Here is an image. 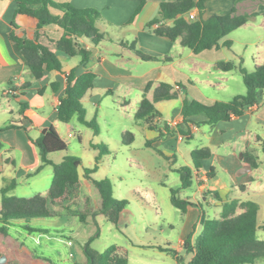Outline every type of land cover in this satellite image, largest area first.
Masks as SVG:
<instances>
[{
  "label": "crops",
  "instance_id": "1",
  "mask_svg": "<svg viewBox=\"0 0 264 264\" xmlns=\"http://www.w3.org/2000/svg\"><path fill=\"white\" fill-rule=\"evenodd\" d=\"M53 1L69 3L76 8L97 10L100 16L96 21V27L104 35V40L98 45H92L86 39H81L84 46L92 51L87 63H82L78 56L70 57L58 53L62 70L46 71L41 78L36 79L10 38L15 21L24 23L26 20L24 17L16 16L15 0H0V128L9 126L0 130V189L14 179L16 187L20 183L30 187L33 185L30 190L34 195L47 192L48 188L43 191L35 184L39 180L36 177L40 171L34 172L41 164V160L33 141L45 133L50 126H53L65 139L68 137L66 134L73 132L84 147L93 151L95 157L98 150L94 145L103 144L108 149L104 141H101L99 131L95 134L90 128L80 124L76 116L71 120L73 125L71 132L66 131L64 125L56 121L57 106L66 86V74L73 71L75 76H78L88 70L95 74V78L92 87L81 100L86 111V118L96 119L98 110L100 114H103L104 110L116 111L120 120L126 121L120 130L121 139L123 133L130 131L135 140L140 132L143 134L141 144L144 148L142 150L156 149L168 157H175L176 151L181 154L184 152L188 155L185 166L190 168H193L191 152L199 148L208 149L209 157L201 161L200 170L195 172L192 169L191 186L195 183L196 189L192 197L184 199L201 205V197L203 201H206V197L203 196L204 190L213 191L211 201L222 209V204L231 200L230 194L234 187L239 184L242 186L237 177L244 172L240 174L238 172L248 167L249 170H259L262 165L258 147L261 145L264 151V92L261 95L259 107L253 106L252 113L235 116L227 121H218L212 125L202 123L205 117L201 115L191 117V122L183 121L181 108L185 100L212 105L216 101H229L235 95L246 92L237 67L224 71L217 68L216 63L233 61L237 66L241 64L248 71L264 63V0H194V2L203 1L201 15L203 19L212 15L229 13L249 15L245 24L221 39L220 43L225 40L231 41L230 47L210 48L198 54L182 46L179 38L171 41L154 32L161 23L171 24L170 20H161L160 3L176 0ZM141 2L143 5L140 11L132 18ZM49 11L51 14H58L56 9L49 8ZM190 12L194 13L196 18L200 15L196 6L188 13ZM188 13L184 15L187 19ZM154 19H159L160 23L149 26V22ZM25 28L30 35H33L34 30L31 24H26ZM16 31L18 34L21 33L20 29ZM41 33L40 39L49 44L47 38L58 39L62 30L51 24L42 28ZM131 43L133 49H131ZM160 83L170 85L169 92L175 93L176 97L155 103L158 116L155 119V128L152 129L136 121L134 114L144 96L150 100L153 98L154 91ZM11 88L16 90L15 94L7 93V90ZM166 105L171 106L163 110V106ZM170 121L177 122V125L168 126L167 123ZM76 123L89 129L90 134L84 135L85 131H78ZM160 131L163 133L161 136H159ZM197 134L207 135L215 143L205 142L204 145L193 148L187 142L194 140ZM121 144L123 145L122 142ZM221 148L222 151H219ZM129 152L133 157L140 156L137 150H129ZM58 157L60 159L53 161L54 163L61 162L66 154H59ZM136 160L140 161V159ZM247 161L255 162L256 167L252 168ZM211 168L212 177L207 178L206 173ZM218 170L226 173L225 180L218 178ZM212 180L215 182L209 186V181ZM85 181L91 192L86 193L82 190V193L89 195L90 204L97 207L98 195L90 181L88 179ZM11 194L14 195L13 191ZM194 208L197 207L188 206L184 213ZM124 211L125 209L119 216L118 224L121 222ZM239 211L240 209H237V212ZM260 212L259 205L257 222ZM22 224V220L13 221L8 226L6 235L0 233L1 256L6 259L16 258L21 261V264H41V262L65 264L66 261H72L74 230L80 228L82 224L76 216L62 214L48 219L34 218L30 221V225L47 229V231L30 233L23 229ZM258 225L260 227L257 233L264 231V225L259 222ZM200 229L201 226L198 224L194 236ZM187 236L188 233H181L178 239L176 244L178 256L184 250L183 242ZM27 237L35 241L27 244L24 241ZM170 242H166V248H170ZM52 248L56 254L55 261H51L47 255V251ZM82 248L83 246L79 248L81 252H83ZM188 256L187 262L191 254Z\"/></svg>",
  "mask_w": 264,
  "mask_h": 264
},
{
  "label": "trees",
  "instance_id": "2",
  "mask_svg": "<svg viewBox=\"0 0 264 264\" xmlns=\"http://www.w3.org/2000/svg\"><path fill=\"white\" fill-rule=\"evenodd\" d=\"M202 2L176 0L160 3L161 20H170L171 24L161 23L154 32L171 41L179 38L180 44L191 49L194 54L210 48L230 47L231 41L225 40L220 43L221 39L245 24L249 15L229 13L212 15L203 19L201 16ZM15 3L16 16L24 17L26 21L24 23L15 21L10 38L22 55L32 76L36 79L41 78L46 71L62 70L58 53L70 57L78 56L82 63H87L91 58L92 51L84 46L81 39H86L92 45H98L104 40V35L96 27L100 13L95 9L76 8L69 3H58L53 0H15ZM142 5L143 2L136 8L132 18L140 11ZM195 6L199 10V17L194 20L187 19L184 15ZM49 8L56 9L58 14H51ZM154 23L159 24L160 20L154 19L148 25ZM26 24L32 25L33 35H30L25 28ZM51 24L59 27L62 34L55 40L47 38L49 43L47 44L40 39L38 33L42 28ZM17 29H20V34L17 33ZM130 46L133 49L132 43ZM216 67L224 71L237 67L246 92L235 95L229 101H216L212 105H204L195 100H185L181 108L183 121L191 122V117L201 115L205 117L202 123L212 125L218 121H227L235 116L252 113L253 106L259 107L260 98L264 92V63L252 71L246 70L241 64L237 66L233 61H219L216 63ZM94 78L95 74L88 70L78 76H75L73 71L66 74V86L57 106L56 117V121L62 123L66 131H73L71 120L76 116L80 124L90 128L95 134L98 133L99 128L96 120L86 118V111L81 104L83 96L92 87ZM170 88V85L160 83L151 100L144 96L134 114L135 120L149 128H155V119L158 116L155 103L174 99L176 95L169 92ZM9 125L15 126L14 124ZM6 127L0 128V130ZM166 132L170 133L169 130ZM161 135H163L162 131L159 133V136ZM133 140L132 132L123 133L121 139L123 145L130 144ZM33 143L38 149L41 160V164L34 173H38L46 166H51L53 174L50 186L45 194L37 193L32 197L25 198L11 194V191L16 187L14 179L4 184L0 189L1 234L6 235L8 226L16 220L23 221L22 227L27 232L47 231V229L30 225V221L34 218L48 219L62 214L76 216L80 222L84 223L88 216L93 218L101 213L110 223L118 225L119 216L126 208L127 200L113 197L108 178L94 180L90 176L98 169L101 157L109 152L106 146L103 144L94 145L98 150L94 166L84 169V178L90 181L93 190L98 195V206L95 207L90 204V196L83 194L81 190L78 173L81 159L76 156H66L61 162L54 163L48 158L52 153L65 151L68 148V141L62 138L53 126H50ZM209 154L208 149L193 150L191 152L193 168L188 166L177 168L176 172L179 174L180 181L179 189H170V202L182 213L186 212L188 206L197 207L200 211L197 218V223L201 226L200 231L196 236H194V232L190 233L183 242V249L187 254H191L187 264H257L264 262V240L257 238V231L260 227L257 222L259 211L257 202L231 199L222 204L219 217L206 218L199 203H193L178 196L180 190L191 186L193 182L192 169L198 172L201 168V161L208 158ZM248 164L252 168L256 167L255 162L249 161ZM212 173L211 168L206 173V177L211 178ZM237 209L240 211L237 212ZM96 235L97 232L91 235L82 248L85 264H127L126 249L124 248L112 245L102 252L93 250L90 243ZM151 247L168 252L174 255L177 262L181 261V256H178L174 249L162 246ZM7 264H21V261L13 258Z\"/></svg>",
  "mask_w": 264,
  "mask_h": 264
},
{
  "label": "rangeland",
  "instance_id": "3",
  "mask_svg": "<svg viewBox=\"0 0 264 264\" xmlns=\"http://www.w3.org/2000/svg\"><path fill=\"white\" fill-rule=\"evenodd\" d=\"M41 34L40 31L38 35L41 37ZM169 106L171 105L163 106L162 109L165 110V107ZM104 111L103 114H100V110H98L95 120L98 124L101 141H104V144L108 146L109 152L101 157L98 169L90 176L95 180L108 178L113 197L127 200V206L122 214L121 222L117 226L110 223L104 214L99 213L93 218L88 216L81 227L74 230L72 261H66L65 264H85V256L79 248L84 246L87 239L96 232L97 235L92 239L90 247L97 252H102L112 245L124 248L126 249L127 264H186L189 254L185 250L179 253L181 261L177 262L174 255L156 250L151 246L167 247L166 242L171 241L169 247L176 251V244L181 233H188V235L195 233L194 229L198 226L197 216L200 213L198 208H194L188 213H182L170 203V189H179L178 174L175 168L185 166L188 155L176 151L175 157H168L156 149L142 150L144 148L141 144L143 134L140 132L132 144L123 146L120 130L126 121L120 120L116 111ZM76 129L85 131L84 135L90 134V130L79 123H76ZM71 133L73 134V132ZM66 139L68 148L65 151L52 153L48 158L58 161L59 154L79 157L81 159L79 166L81 190L90 193V187L88 188L84 178V169L94 166L93 151L84 147L74 134ZM205 142L215 143L212 138H208L204 134H197L194 140L187 143L194 148L204 145ZM262 148L261 145L258 147L259 157L262 161L260 169H252L238 176L242 186L239 184L234 187L230 196L231 199L236 198L239 201L253 200L257 202L261 206L258 222L264 225V151ZM129 150H137L140 154L139 158L133 157ZM219 151H222V148ZM136 159H140V161L138 162ZM217 175L221 180L226 178L224 171L218 170ZM36 178L39 179L35 183L38 189L44 191L49 188L52 168L45 167ZM213 182L215 181H209V186ZM195 185L194 183L191 187L180 190L178 196L180 198L192 197V193L196 189ZM31 186L20 183L13 193L17 197H32L34 194L30 190L33 188V185ZM204 192L203 196L206 197V201H203L201 197L200 203L205 217H218L222 209L211 201L213 191L204 190ZM91 205L94 206V204ZM257 238L264 239V231H259ZM24 241L29 244L35 240L27 237L24 238ZM47 255L51 261H55L56 254L53 248L47 251ZM0 258L5 257L0 255ZM11 260L12 258H5L0 261V264H7ZM56 263L54 262V264ZM41 264L44 263L41 262ZM257 264H264V262Z\"/></svg>",
  "mask_w": 264,
  "mask_h": 264
},
{
  "label": "built area",
  "instance_id": "4",
  "mask_svg": "<svg viewBox=\"0 0 264 264\" xmlns=\"http://www.w3.org/2000/svg\"><path fill=\"white\" fill-rule=\"evenodd\" d=\"M187 17H188L189 20H194V19H196L195 14H194V13H191V12L187 14ZM7 93H8V94H15V93H16V90L11 88V89H8V90H7ZM167 125H168V126H176V125H177V122H175V121H170V122L167 123ZM67 135H68V137L73 136L72 133H68Z\"/></svg>",
  "mask_w": 264,
  "mask_h": 264
},
{
  "label": "water",
  "instance_id": "5",
  "mask_svg": "<svg viewBox=\"0 0 264 264\" xmlns=\"http://www.w3.org/2000/svg\"><path fill=\"white\" fill-rule=\"evenodd\" d=\"M250 168L248 167V168H242L238 173L240 174V173H243V172H245V170H249ZM5 258H0V261H3Z\"/></svg>",
  "mask_w": 264,
  "mask_h": 264
}]
</instances>
